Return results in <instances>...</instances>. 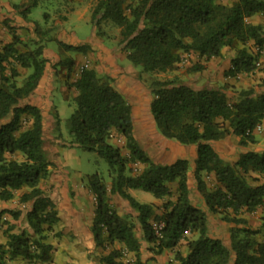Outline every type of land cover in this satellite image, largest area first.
Masks as SVG:
<instances>
[{
    "label": "trees",
    "instance_id": "obj_1",
    "mask_svg": "<svg viewBox=\"0 0 264 264\" xmlns=\"http://www.w3.org/2000/svg\"><path fill=\"white\" fill-rule=\"evenodd\" d=\"M38 1L17 7L22 19L26 20ZM255 16L264 19V0H97L90 23L103 41L107 39L103 25L118 30L117 47L139 74L174 71L180 53L194 55L197 61L191 71L199 72L203 70L200 61L218 58L226 48L233 50L234 56L225 75L234 77L259 68L255 64L264 48V23H251ZM4 26L12 41L0 48V202L7 203L13 200L14 192L27 189L19 202L28 204L25 218L35 238L12 233L14 227L9 224L7 242L0 243V264H4L5 253L9 260L21 257L45 262L51 246L44 242V226H52L58 217L53 200L40 188L51 175L43 116L38 107L25 100L41 81L46 64L43 50L53 38H46L45 43L38 40L35 49L20 52L13 28L6 22ZM36 33H42L40 28ZM54 42L60 53L86 55L90 51L87 45ZM73 66L72 57H59L54 65L67 70V86L77 92L76 109L66 120L71 139L64 141L58 135L55 144L94 152L108 165L109 184L97 174L85 180L95 200L90 226L95 247L105 250L118 243L132 254L133 264H147L141 259L132 214H117L109 204L112 195L135 214L153 256L175 249L168 264H264V151L244 152L229 163L211 145L229 135L238 138L241 148L255 143L254 129L264 117V95L254 89L241 90L231 101L223 88L194 87L176 78L152 80L147 85L152 98L149 113L159 135L182 146H195L196 190L207 212L228 225V244H224L209 235L206 213L190 201L187 160L163 165L151 161L134 136L131 105L114 88L113 79L88 67L69 84ZM20 69L28 70V74L17 84ZM260 71L264 85V63ZM53 117L57 129L59 118L56 113ZM113 134L123 139L126 155L112 143ZM16 154L22 160H17ZM136 163L143 168L132 174ZM208 175L214 176L213 187L205 181ZM173 183L176 197L170 200L169 185ZM128 189L163 200L160 214L155 213V205L137 202ZM258 209L263 212L262 222L259 229H253L242 215ZM4 215L17 220L20 212L0 207V227ZM152 222L161 224L157 232ZM182 241L184 252L178 249ZM120 257L121 251L114 248L100 262L122 264Z\"/></svg>",
    "mask_w": 264,
    "mask_h": 264
},
{
    "label": "crops",
    "instance_id": "obj_2",
    "mask_svg": "<svg viewBox=\"0 0 264 264\" xmlns=\"http://www.w3.org/2000/svg\"><path fill=\"white\" fill-rule=\"evenodd\" d=\"M29 1L30 0H0V48L12 41L11 36H9L6 28L4 27V22L7 19L10 20L8 24L11 27H16L18 29L17 32L27 30L33 33L31 28L34 27L35 21L30 17L31 10L33 8L29 13L26 14V20L22 19L19 14V9L17 8L18 6L27 7L29 5ZM40 1L41 0L37 2L36 6H38ZM86 1L87 0H52L51 3L55 9L48 11V14L51 15L49 21H54L53 26H51L54 33L53 42L59 41L70 46L87 45L89 46L90 51H88L86 55L72 54L69 52L60 53L58 50L54 51L53 48H49L46 44L43 50V57L46 59L43 76L36 90L25 100V103L34 105L41 111L43 116V139L49 132L51 143L56 149L55 151L58 153L61 149H63L55 145V139L52 136L53 129L56 128V121L53 117V114L56 113L59 118V101L62 103H68L70 101L74 102V98L77 95L74 87L67 86V70L63 67H54V65L58 62L59 57H72L74 60L72 75L70 80H68L69 84H72L76 81L83 66H86V68L93 67L97 70L100 69L103 75L109 76L113 79L114 88L120 94H122L127 102L131 105L134 136L140 147L149 156L151 161L163 165L171 164L176 159L187 160V187L189 190V198L192 205L206 213L208 233L210 235L209 226L211 221H221L216 215L209 214L207 212L204 201L196 190V184L193 177L194 161L196 159L195 146L179 145L174 141L163 138L156 131L153 120L149 113V103L152 98L148 91V87L143 81L140 82V77L142 76L141 80H143L146 78L144 75L147 76L148 74H139L138 70L126 60L125 54L122 51L115 48L114 46L109 47L104 45L102 40L95 35V29L93 27L87 40L79 39L76 36L73 27H71L73 26L72 21L75 23L80 21L90 22L91 11H89V9L91 6L86 5ZM218 1L226 3L229 0L226 2L223 0ZM43 17H45V14ZM55 17H57V19H62V21L56 20ZM66 24L71 25L67 30L65 28ZM38 25H41L40 22H38ZM32 37L34 36L32 35ZM260 53L263 54L259 60L260 66L258 70L248 74H237L234 77L225 75V73L231 68V59L234 56L233 51L228 52V49L225 48L222 50L220 57L212 58L209 61H200V64L203 66V70L199 71L202 72L200 80H205L202 86L220 89L225 85V88L234 87L233 91L237 92L241 90L254 89L259 94L264 95V85H261L263 74L260 71L264 63V48L260 51ZM181 62L183 63V61ZM182 63L177 64V66L180 64L182 65ZM16 68L18 69V67ZM148 77L150 76L148 75ZM57 93H61L62 97L58 99ZM138 128L144 129V135H139L136 132ZM112 136V143L120 147L122 153L126 155V152L123 149V139L115 134ZM254 138L255 143L249 144L248 146L242 148L238 146V138L233 135H229L221 141L212 142L211 145L218 155L229 163L235 162L238 158V155L244 152L264 151V117L260 123V130L254 131ZM68 150L71 151V149L67 148V151ZM14 157L19 161L22 160V157L19 154H16ZM132 168V174H136L140 172V170L143 168V165L136 163L132 165ZM64 181L65 189H63V192L65 194L62 204L56 205V211H58L57 217L60 220L57 222L63 223L66 227L65 229H67V232L64 233L60 239L61 242H63V245L56 246L55 244L53 246L54 254H62L63 257L66 258V261H64L63 264H69L70 262L75 263V259L72 260V257L74 256V253H72L73 251H78L80 256L90 254L91 256L88 264H103L100 262V258L102 256H106L112 249L115 248L121 251V256L124 255L126 257L125 264H133L134 258L132 254L127 252L125 248L118 243H114L112 246H107L105 250L95 247L93 237L90 232V226L94 216L95 200L91 195L87 185L81 184L80 190H78L76 185L68 184L69 181L66 176ZM205 181L208 183L209 187H213L215 184L213 175L205 176ZM109 182H106V184H109ZM169 189L171 192L169 199L173 200L176 197V184L173 183L169 185ZM26 191L27 189H23L21 191L14 192L13 200L7 203L0 202V207L10 210H21L20 205L24 204L19 202V196ZM134 191L136 190L128 189L127 193L132 198H134ZM67 193H71V195L69 196ZM163 202V200L153 198L152 201H147L146 203L144 202L141 204L155 205V213L160 214L161 205ZM109 204L119 215L123 214L121 213L120 209L122 210V208L124 209L127 207L123 201L112 195L109 196ZM127 209L128 210H125L124 212L126 214H132L135 219V214L128 207ZM258 211L261 212L262 209H258L251 214L244 213L242 217L247 219V216H251ZM62 214L64 216V221L61 219ZM133 222L135 223V236L138 238L141 246V259L147 264H168L169 262H172L173 252L175 249L165 251L157 256H153L148 251L151 246L147 244L142 238V234L136 219L135 221L133 220ZM151 224L154 225L155 223L152 222ZM213 237L222 240V238L219 236ZM60 240H58V242ZM182 243L184 242L182 241L180 245H182ZM49 245L51 246L52 244ZM179 250L184 252L185 247L183 246V248ZM151 258H154V260Z\"/></svg>",
    "mask_w": 264,
    "mask_h": 264
},
{
    "label": "rangeland",
    "instance_id": "obj_3",
    "mask_svg": "<svg viewBox=\"0 0 264 264\" xmlns=\"http://www.w3.org/2000/svg\"><path fill=\"white\" fill-rule=\"evenodd\" d=\"M96 1L97 0H87L86 1V5L91 6L89 11L92 10V7L96 3ZM223 1L226 2L227 0H223ZM51 2L52 0H41L38 6H36L35 8L31 10L30 17L31 19L35 21L34 27L31 28L33 30V33L27 30L17 32L18 29L16 27H12L13 33L18 38L17 43H16V48L18 49V51L24 52L25 50L35 49L37 47L36 42L38 40L40 43H41V40L44 41L45 43L46 38H53L54 33H53V29L51 28V26H53L54 21H49L51 15L48 14V11L54 10L55 7H53ZM44 14H45V17H43ZM55 19L58 21H62V19H59V18L57 19V17H55ZM5 22L8 24L10 20L7 19L5 20ZM38 22H40L41 25H38ZM250 22L253 24H263L264 19L261 18L260 16H255L250 20ZM72 25L73 26L66 24L65 25L66 30L71 26L73 27L74 32L79 39L87 40L92 30L91 23L87 21H80V22L75 23L72 21ZM8 26L10 25L8 24ZM5 28L9 36H11L9 31L7 30V27ZM36 28H40L43 34L42 33L37 34ZM103 28L107 35V39L104 41L102 40L104 45L109 46V47L114 46L115 48L119 49L117 47L118 30L116 28L111 27L110 25H105V26L103 25ZM32 35L34 37H32ZM11 40H12V37H11ZM46 44L49 48H53L54 51L58 50V46L56 45L55 42H53V40L47 42ZM231 51L233 50L228 49V52H231ZM262 54L263 53H260V55ZM181 61H183V63ZM196 61L197 59L194 55L180 53L178 64L182 63V65L180 64L179 66H177L174 71L167 72V73L152 74V75H149L150 77H148V75L147 76L144 75V77L146 78L143 77L144 79L141 80L142 79V76H141L140 82L143 81L144 84L147 86L152 80L164 81V80H170V79L176 78L194 87H201L205 81L204 79L200 80L202 72L194 73L191 71ZM96 71L102 74L100 69L98 70L96 69ZM27 74H28V70L20 69V75L17 78V84H21V82L24 80ZM217 84H221V83H217ZM222 88L225 91H227V97L229 100L232 101L237 94V91H233L234 87L225 88V85H224L222 86ZM61 95H62L61 93H57L58 99L62 97ZM59 103L60 105L58 107V113H59L60 120H59L57 129H53L52 136L54 137V139H56V137L60 135L62 140L69 141L71 138L67 130L66 120L69 118V116L72 114L73 110L75 109V103L72 101L68 103L67 102L62 103L59 101ZM143 130L144 129L138 128L136 132L139 135H142L144 132ZM44 139H45V150H46L48 159L51 162V175L49 179L44 180L40 183V188L43 190V192L47 196L51 197V199L53 200L55 204V208H56V205L62 204V200L65 194L63 192V189H65L64 187L65 176L67 177L69 181L68 184L76 185L78 187V190H80L81 184L86 185V182H85L86 177L94 175V174L99 175L105 182L107 183L109 182L108 165L106 161L100 156H98L96 153L83 151L79 148H71V151L69 150L67 151V148L65 149L63 148L58 152L59 153L58 154L57 151H55L56 149L51 143V137H50L49 132L46 134ZM55 145L58 146L57 144ZM58 147L62 148L60 146ZM134 194H135L134 198L139 203H144V202L146 203L147 201L153 200V196L150 193L136 190L134 191ZM67 195L70 196L71 193H67ZM20 208L21 210L13 209L14 211L20 212V216L17 220L12 219L9 215L3 216V224L0 227V243L1 244H6L7 242L8 233L6 230L9 224H11L14 227V229L12 230V233H17V234L24 233L29 237L35 238L32 234L31 229L28 227L26 218H25V213L29 209V207L27 206V204H24V205H20ZM122 210L120 209L121 213L126 214L124 211L128 209L126 207L124 209L122 208ZM262 217H263V212L258 211L257 213L251 216H247V219L245 218V220L248 226H250L251 228L259 229L260 224L262 222L261 221ZM63 218L64 216L62 214L61 219L64 221ZM131 220L135 221L133 215H132ZM58 221L60 220L58 219ZM65 228H66L65 225L59 222L54 223L50 227L44 226V232H43V235L45 237L44 242L46 244L48 243L52 244L50 250L48 251L49 259L47 261L43 262L37 258L24 259L21 257H16L12 260H9L8 254L5 253L4 264H63L64 261H66V258L63 257L62 254L55 255L53 251V246L55 244L56 246L63 245L62 244L63 242H61L60 239L64 235V233L67 232L66 231L67 229ZM209 231H210V236L212 235L211 237L219 236L220 238H222V241L224 244H228V225L227 224L223 223L222 221L221 222L211 221L210 226H209ZM259 236L260 235H258V237ZM58 240L60 241L58 242ZM68 242H71V241H68ZM183 246H184V243H182V245H180L178 248L182 249ZM72 253H74L72 260L75 259V263L70 262L69 264H88L90 260V256H91L90 254H87L85 256H80L78 251H73ZM118 260L122 264H125L126 257L123 255Z\"/></svg>",
    "mask_w": 264,
    "mask_h": 264
},
{
    "label": "built area",
    "instance_id": "obj_4",
    "mask_svg": "<svg viewBox=\"0 0 264 264\" xmlns=\"http://www.w3.org/2000/svg\"><path fill=\"white\" fill-rule=\"evenodd\" d=\"M256 67H259V65H260V63L259 62H257L256 64ZM83 68H86V66H83L82 68H81V70L83 69ZM258 131V130H260V125H257L256 127H255V129H254V131ZM161 227V224H154L153 225V228L155 229V231L157 232V230L159 229Z\"/></svg>",
    "mask_w": 264,
    "mask_h": 264
}]
</instances>
